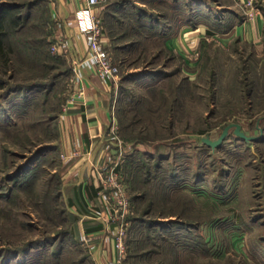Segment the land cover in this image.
<instances>
[{"label":"rangeland","instance_id":"374dc122","mask_svg":"<svg viewBox=\"0 0 264 264\" xmlns=\"http://www.w3.org/2000/svg\"><path fill=\"white\" fill-rule=\"evenodd\" d=\"M29 1L35 0H0V12L15 6L25 13ZM48 1L31 8L27 26L11 35L10 61H0V264H29L30 257L96 264L66 203L64 172L73 158L60 149L58 119L71 96V75L57 77L48 90L17 89L48 84L71 67L65 53L50 49L55 26ZM174 1L102 0L99 9L105 44L119 67L120 166L133 213L122 264H264V27L259 42L225 43L206 33L197 59H180L161 36L173 19L185 26L203 22L211 32L217 27L203 10L219 17L234 9L237 20H247L234 0H177L173 8ZM254 5L264 19V0ZM21 38H44L50 56ZM236 121L249 135L262 131L260 138L236 141L231 129L218 148L202 143ZM177 175L183 186L174 189ZM47 235L58 238L30 248L28 256H2Z\"/></svg>","mask_w":264,"mask_h":264},{"label":"crops","instance_id":"0c3cea01","mask_svg":"<svg viewBox=\"0 0 264 264\" xmlns=\"http://www.w3.org/2000/svg\"><path fill=\"white\" fill-rule=\"evenodd\" d=\"M245 1L234 0V3L242 8L243 14L246 11ZM83 4L84 0L48 1L49 13L53 14V11H56L62 21V25L55 27L54 30L55 35L62 32L67 37L70 47L65 55L70 65L72 60L83 57L87 50L85 36L79 32L75 24H66L67 20L73 18V11ZM227 12L229 15L218 17L219 25L216 31H212V35L217 33L221 41L225 43L231 42L234 38L259 42L264 27V19L259 8L254 17L245 23L236 19V16L239 15L236 10L229 9ZM207 28L208 26L203 22L193 26L170 23L162 35L164 47L176 57L185 58L188 61L190 59L186 58L187 49L192 51L201 46V39L205 37ZM81 73L83 78L79 87L83 95L76 98L75 101H67L63 104L58 119L61 151L68 154L76 146H79L82 151L79 155L74 156L64 172L67 188L66 203L68 209L73 214H77L78 232L81 236H87L84 244L91 245L90 256L94 263L108 264L115 257L113 240L109 237L105 224L88 216L87 206L96 200V182L92 167L106 159L104 158V146L108 139L112 112L117 120L115 87L110 81L98 77L92 68L83 67ZM113 152L114 150H112V157H114ZM244 245L248 251V241Z\"/></svg>","mask_w":264,"mask_h":264},{"label":"built area","instance_id":"2783aa9c","mask_svg":"<svg viewBox=\"0 0 264 264\" xmlns=\"http://www.w3.org/2000/svg\"><path fill=\"white\" fill-rule=\"evenodd\" d=\"M255 0H246L244 2L245 19L250 20L258 11L254 5ZM102 0H84V4L75 9L73 18L66 21V24H75L79 32L85 36L87 45L86 53L79 59L72 60L71 64V84L69 102L80 98L82 90L79 83L82 80L81 69L89 67L101 79L111 82L115 87L120 79L119 67L112 60L110 51L105 44V36L101 26L100 6ZM52 19L55 27H60L62 21L59 19L56 11H53ZM51 51L65 53L69 51V42L62 32L55 35L54 40L49 43ZM190 60L197 59L199 51L193 49L186 54ZM113 111V110H112ZM118 126L115 114L112 112V119L109 124L108 139L104 146L105 157L102 162L93 165V175L96 182V200L88 205V216L99 220L107 227V232L113 240L115 248V257L110 260V264H122L125 258L127 248V229L132 216L131 200L123 184V175L120 163L124 155V143L117 134ZM112 150H114L112 157ZM79 146L74 147L68 153V159L81 153ZM82 241L87 240L86 235L81 236ZM91 248V245L89 246Z\"/></svg>","mask_w":264,"mask_h":264},{"label":"trees","instance_id":"16d2710c","mask_svg":"<svg viewBox=\"0 0 264 264\" xmlns=\"http://www.w3.org/2000/svg\"><path fill=\"white\" fill-rule=\"evenodd\" d=\"M41 0H35V1H29L26 4H24V8L26 9L25 13H22L24 15H22L21 13H15L14 9L16 8L15 6H11V7H5L1 12H0V61L3 64H8L7 62L10 61V54H12L14 52V44L11 40L12 36L15 32H21V30H23V28L25 26H27L28 21L27 18H31V8L37 6V4H39ZM177 0L174 1V3L171 5V7L173 8H177ZM112 5V4H111ZM117 5H112L110 8L115 10ZM203 12L207 13L206 15V21L215 26L218 27V16L216 17L215 15L211 16V13L207 12V10H203ZM26 18V20H24ZM180 18H175L173 19L172 23L174 24H180ZM170 24V23H168ZM166 29V28H165ZM164 29V31H165ZM208 29V28H207ZM207 33H212L209 29L207 31ZM163 35V32L161 33V36ZM19 43H22L24 46H27L28 48L33 49L36 52H39L41 55H43V57H49L50 54L48 53V46H47V41L44 38H38V40H34V39H30V38H21L18 40ZM70 76L71 75V67H69L67 69V71H58L54 74L53 76V80L48 83V84H41V83H37V84H29L27 86H23L21 88H17L19 91H22L23 89H31V88H36L39 87L40 85L45 86V88L51 89L52 87L55 86L57 77L59 76ZM3 88V83L0 81V89ZM14 89V90H17ZM128 128V125H125ZM125 127V128H126ZM230 135H228L229 137ZM232 137L234 139H241L244 140L242 138H240L239 136H235L234 134L232 135ZM227 138V137H226ZM203 143V142H202ZM205 144L207 147H211L209 145H207L205 142L203 143ZM40 153L37 152L36 154H34L33 156H31V158H29L30 160H32L33 158L37 157ZM29 160V162H30ZM27 162V163H29ZM26 163V164H27ZM24 164V165H26ZM25 166H22L21 168H19L17 170L16 173H18L22 168H24ZM174 174H176L175 172H173ZM179 177V182L176 184L177 186L174 187V189L180 188L183 184L182 180L183 178H180L181 176L177 175ZM177 178V177H176ZM175 180V181H174ZM178 179H175V177L173 178L172 181L176 182ZM166 186V191L170 190L171 187ZM73 214V213H72ZM73 219H77V214H73ZM133 220H137L136 217H133ZM47 238H45L44 240L41 239H37V240H31L28 241L27 244L23 245V246H19V247H11L10 249H7L6 252L2 255V256H10L11 254H14L15 256H28V254L30 253L29 250L30 248H34L35 246L44 243V241H55L56 238H58V236H46ZM56 252V251H55ZM54 252V253H55ZM32 254V253H30ZM58 254V253H57ZM56 255V254H55ZM1 256V255H0ZM88 257H90V261L92 262V257L90 255H88ZM17 259V258H16ZM28 262H30L29 264H42V260L38 259V257H30L28 258ZM19 264H24L21 261H19ZM28 264V263H27Z\"/></svg>","mask_w":264,"mask_h":264},{"label":"water","instance_id":"95a60500","mask_svg":"<svg viewBox=\"0 0 264 264\" xmlns=\"http://www.w3.org/2000/svg\"><path fill=\"white\" fill-rule=\"evenodd\" d=\"M232 129V132L235 136H239L240 138L246 140V141H252L253 139L260 138L262 131L258 135H249L247 134L243 128L242 124L240 122H230L226 124L222 130L220 131V134L216 138H210L209 135H205L204 137H201L203 143L205 142L207 145L211 146L213 149L218 148L221 143L225 140L226 137H228L230 131Z\"/></svg>","mask_w":264,"mask_h":264}]
</instances>
